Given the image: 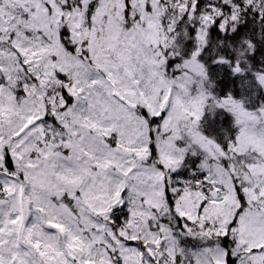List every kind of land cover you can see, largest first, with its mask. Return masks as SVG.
Masks as SVG:
<instances>
[{
	"label": "snow or ice",
	"instance_id": "1",
	"mask_svg": "<svg viewBox=\"0 0 264 264\" xmlns=\"http://www.w3.org/2000/svg\"><path fill=\"white\" fill-rule=\"evenodd\" d=\"M0 264H264V0H0Z\"/></svg>",
	"mask_w": 264,
	"mask_h": 264
}]
</instances>
